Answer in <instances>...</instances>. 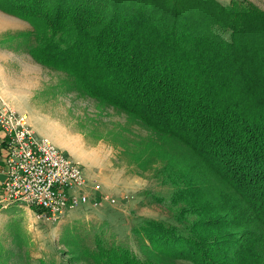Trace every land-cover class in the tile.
<instances>
[{
  "label": "trees",
  "instance_id": "16d2710c",
  "mask_svg": "<svg viewBox=\"0 0 264 264\" xmlns=\"http://www.w3.org/2000/svg\"><path fill=\"white\" fill-rule=\"evenodd\" d=\"M0 11L31 26L20 35L28 54L64 74L65 92L150 133L146 166L160 163L174 187L173 223L131 227L141 256L97 236L94 249L75 248L84 264H264L263 10L248 0H0Z\"/></svg>",
  "mask_w": 264,
  "mask_h": 264
},
{
  "label": "rangeland",
  "instance_id": "374dc122",
  "mask_svg": "<svg viewBox=\"0 0 264 264\" xmlns=\"http://www.w3.org/2000/svg\"><path fill=\"white\" fill-rule=\"evenodd\" d=\"M217 1L223 5L230 2ZM248 1L264 11V0ZM21 34H9L8 42L19 43ZM37 64H31L32 87H38L31 97V113H26L32 121L29 124L80 165L90 202L68 210L56 221L38 218L39 211L30 212L24 205L17 208L18 218L0 223V264H84L75 248L94 249L97 236L141 256L131 227L140 218L173 223L174 216L169 204L174 187L159 173L162 165L156 163L150 168L145 163L142 139L150 133L129 122L123 113L99 108L88 97L65 92L60 85L64 74ZM204 176L211 186L229 192L213 176ZM94 185L99 186L98 192L92 191ZM94 198L101 202L100 207L92 206ZM7 210L1 218L9 213Z\"/></svg>",
  "mask_w": 264,
  "mask_h": 264
},
{
  "label": "built area",
  "instance_id": "2783aa9c",
  "mask_svg": "<svg viewBox=\"0 0 264 264\" xmlns=\"http://www.w3.org/2000/svg\"><path fill=\"white\" fill-rule=\"evenodd\" d=\"M0 130L6 145L0 208L24 205L39 211L38 218L56 221L68 210L90 202L80 165L35 133L26 114L17 113L1 99ZM98 190V185L92 187ZM92 201L93 207L101 206L97 199Z\"/></svg>",
  "mask_w": 264,
  "mask_h": 264
},
{
  "label": "crops",
  "instance_id": "0c3cea01",
  "mask_svg": "<svg viewBox=\"0 0 264 264\" xmlns=\"http://www.w3.org/2000/svg\"><path fill=\"white\" fill-rule=\"evenodd\" d=\"M229 2V0H228ZM226 1L225 4L228 3ZM30 25L13 16L7 15L0 11V99L6 102L12 109L18 113H31V97L38 86L32 87L31 73L32 62L37 64L27 52L29 40L23 36L19 38V43L16 41L8 42V35L11 33H28ZM26 43V45H25ZM14 44H18V48ZM39 65V64H37ZM37 84V83H36ZM33 88V89H32ZM30 121V119H29ZM32 122V121H30ZM32 130L37 134L39 131L32 123ZM6 155V145L4 134L0 130V194L2 185L5 180L4 174V159ZM17 208H25L22 205H10L6 208H0V216L4 212H9L0 217V223L5 225L18 218L19 210ZM29 209V208H28ZM30 212L33 210L29 209ZM1 225V224H0Z\"/></svg>",
  "mask_w": 264,
  "mask_h": 264
}]
</instances>
